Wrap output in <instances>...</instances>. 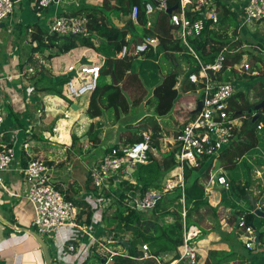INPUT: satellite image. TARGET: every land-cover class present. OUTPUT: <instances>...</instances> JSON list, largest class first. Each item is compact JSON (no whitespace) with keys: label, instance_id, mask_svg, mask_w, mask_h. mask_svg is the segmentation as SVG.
<instances>
[{"label":"crops","instance_id":"obj_1","mask_svg":"<svg viewBox=\"0 0 264 264\" xmlns=\"http://www.w3.org/2000/svg\"><path fill=\"white\" fill-rule=\"evenodd\" d=\"M34 1L35 0H16V12L13 19L16 20L14 28L16 31L15 33L18 36L16 38L14 36H10L9 38L8 36L4 38L3 41V43L7 42L6 45L3 43L0 44V114L2 115V122L0 123V146H12L15 151V159L12 162L11 169L5 172L3 186H0V195L7 194L9 196L7 198L0 196V264H45L39 243L28 232L31 228L30 220L34 215V211L26 199V182L23 173L20 171L32 157H41L47 160L50 164H54L56 170L54 175L55 183L60 188L64 187V192L68 194L70 198L77 202L84 200L87 205L77 204L79 207L78 218L82 223H88L86 221L87 214L91 213V222L93 218L99 219L96 223H92L91 225V232L96 237L101 240H104L105 237L111 235L115 237L114 233H116V230L112 231L106 226L107 220L114 215V212L107 214L109 208H115L111 206L109 207L113 199H108L105 207L96 203L95 206H93L91 201L86 199L90 197V199L95 200L96 195L101 193L98 189H96V192L90 191V188L86 186V171L91 160L88 157L83 158L81 155L75 154V156L72 153V134H75L79 138L78 142L82 146L81 149L84 148L83 150L86 152L85 154L89 155L90 150L94 147H106L104 146V141L107 142L111 139L114 141L117 139V143L123 142L124 139L128 141V136L121 132L126 130L125 128L127 125H131V127L139 126V122L137 124L124 123L122 117H114L113 121H115V123L112 125L113 127L118 125L119 130L115 132L116 135L114 137L110 138L105 132V127L109 126L107 125L108 120H106L105 124V118L101 117V120H99V117L89 118L87 115H84L89 104L90 94H82L78 98H73L68 95L67 99H64L42 90L41 87L44 84L43 80H48V78L50 79L51 77L54 78L61 75H68L66 69L69 65L78 66L79 64L96 63L101 67L106 58L101 53L97 52L96 49L78 46L67 53L58 54L49 60H45L40 52L33 50V48H36L37 43L33 39V35L38 31H47L49 21L53 17L62 15L63 13H71L77 8L76 6L81 4L82 0H59L57 3H53L42 12L35 10ZM83 2L91 5L92 3H96L94 0H85ZM114 2L117 4L118 0H114ZM242 4V1L238 2V4L234 1L230 2V11L232 10L235 15H241ZM240 26L241 21L239 28H242ZM255 32L256 31H251V35H254ZM124 39L125 41H130V39H132V34L127 32ZM13 40L14 43L12 44L11 42H13ZM243 41L242 44L248 43ZM99 43L100 41L97 38L94 39L96 48L99 47ZM259 44L260 46H257L258 48H256L257 51L254 53L255 55L247 49L237 46L235 52L241 50L244 51L242 59H246L247 62L251 61V67L249 73L245 71L240 73L237 71L235 75L231 77L232 80L234 79L239 83L237 89L239 92L245 94L244 99L248 100L249 103L254 104L253 108L249 110L248 113H254L257 117L263 112L258 105L264 101V71L259 73L262 71L261 66H264V51H261V49H264V45L261 43ZM116 53L117 52H115V56ZM116 57L119 58L118 56ZM91 59L95 61H90ZM173 62L178 65L179 69L176 56ZM255 63L258 65L257 67ZM41 65H43V69H41ZM185 69H187V66ZM185 71L181 72L179 78H177L175 87L178 91L179 88L181 89V84L184 83L185 74L183 75V73ZM252 72L256 73L252 74ZM127 73L126 77L123 79L124 81L122 80L123 87L128 83L135 87L141 86L142 88L140 90H145L141 98H139L140 90L138 89V95L131 98L132 95L126 93L125 99L129 104H137L142 101L146 102L147 87L153 85L146 86L140 75H133V73L128 71ZM160 75H162V73H160ZM249 75L252 76L248 77ZM113 77L115 78V76L110 73L106 78L109 81L110 78L113 80ZM116 84H119L117 80ZM181 90L183 93L179 92L178 98H186L187 101L191 97V90ZM124 91H126V88H124ZM83 95L87 96V103H82L81 98ZM236 99L237 102H241L239 96H237ZM76 101L78 102L76 103ZM231 102L228 103V106H230L229 109L234 107L231 105ZM184 107L185 105L180 104L179 107L176 108L179 112L175 111V115L177 112V116L175 117V115H173L176 118L172 120V123H175L176 127L174 131L176 132L182 126L183 120L186 117V112L183 111ZM131 113H133V109L130 110L129 107L123 115ZM83 115L84 117L81 120ZM159 124L160 129L162 128L160 132L165 134L166 130L163 129L162 123ZM90 125H92L93 131L97 133L96 139L98 141L97 143L95 142V144L89 140L86 135V131ZM141 130L144 131L142 128ZM145 131L147 130L145 129ZM259 132V130L256 131L258 135ZM140 133L141 132L136 131L135 135L139 136ZM174 137L175 135L173 138ZM163 139H165V137L162 135L161 140ZM238 140L241 141L242 139ZM88 141L93 145L90 149L85 150V145ZM256 148L257 146L255 148H250L242 154V156H246V160L240 162L242 163L241 168L239 167L236 170L235 168L233 169L232 175H227V173L221 168V165L211 172V174L215 175L221 171L222 173H225L228 181H231L234 186L245 185L246 192L252 197L257 198L258 205H262L264 208V186L254 178V172H257L258 177L264 179V164H259V162L264 161V157L262 156L263 152ZM235 152L236 151H234V153ZM235 155L236 154H234V156ZM256 157L259 158L256 159ZM234 159L237 160L236 162H239L241 158L234 157ZM256 165L258 166L257 168H255ZM246 166H249L250 170V174L247 176L245 174V170H247ZM169 175L170 174H168V177ZM115 180H125L133 184L136 183L133 171L119 175L114 178V181ZM209 180L210 179L208 178L207 180H203V182L205 190L207 187L211 188V186H213L205 192L210 205L217 207V219L219 225L216 224V226H218L219 230L216 232V227H214L215 222L212 218H205L201 222V228L196 225L188 226L190 228V235L193 236V240L198 239L197 237L201 235V229L209 230L208 234L199 238L197 241H194L195 246L193 244V247L196 254L200 257L197 264H203L209 250H229L230 247L233 249H239V246L240 249L243 248L242 251L248 253V255L244 257L245 262L243 264H264V245L258 243V235L260 232L264 231V218L255 215L248 204L243 211L246 213H253L255 216L253 223L256 224L257 229L255 224H253L255 227L254 240L257 238V242H254L257 244L254 243L252 250H246L245 246L243 247L241 243L237 244L234 240L239 231L234 222H229L228 215H223V208L225 211L227 208L230 210L233 208L230 203L227 202L229 198H231L233 202L235 201V203L237 202L240 204V206H243L245 203L244 199L242 196L240 197L235 190H225L221 185L217 184L215 180ZM115 182L114 185L110 187V191L112 187H115ZM71 183L72 188L70 189L69 184ZM219 189L223 192H229L226 195H223L219 192ZM80 193H82V195ZM221 209L222 213L220 211ZM2 219L8 223L3 222ZM9 219L14 220L17 224L11 223ZM170 220L171 218H167V221ZM159 223L161 224V221H159ZM220 229L221 233L223 232L222 235L219 233ZM65 232L66 231L63 230L62 233ZM152 232L154 233L155 230L152 229ZM245 236L247 235H244V237ZM41 237L43 238V236ZM86 238L84 241H88ZM113 246L116 250L127 253V248L120 243L114 244ZM137 248L142 254L138 259L142 260L145 258L143 257L144 252L139 246H137ZM85 250H87L86 252L84 251L85 257L83 254H73L71 257L66 258V261H62L63 264L100 263V255L103 253H101L99 247H97V249L93 247L91 253L88 249ZM53 254L55 256L54 247ZM93 254H98L99 258H93ZM168 254L169 256L167 258H161L162 254L160 255L162 263L171 259L172 253ZM249 254L251 255L249 256ZM168 264H178V259L170 261ZM230 264H240V262L235 260L230 262Z\"/></svg>","mask_w":264,"mask_h":264},{"label":"trees","instance_id":"obj_2","mask_svg":"<svg viewBox=\"0 0 264 264\" xmlns=\"http://www.w3.org/2000/svg\"><path fill=\"white\" fill-rule=\"evenodd\" d=\"M83 1L85 0H82L81 4L76 6L77 8L68 15L86 16L88 21L86 26L89 32L87 36L71 34L59 35L47 31H38L33 35V39L37 42L36 48H33V50L40 52L45 60H49L58 54L67 53L78 46L96 49L97 52L105 56L106 59L100 68L96 87L90 94L89 104L86 109V115L89 118L99 117L100 115L103 116L105 111H113L112 115L116 118L125 113L126 109L129 108V104L125 99L126 92L124 91L122 82L126 77L127 71L133 73V75H140L143 79L144 85L154 86L151 98H148L146 103L153 106V111L151 113H155L159 117L169 115L168 113H170V111L175 112L180 104L185 105L195 97L197 85L192 84L188 80V75L190 73L198 72L197 63L193 56L187 53V50L182 43L179 40L172 38L169 32V13H158L154 24L155 29L149 30L142 26L145 23L143 13L140 14V25L138 26L134 25L129 19L130 7L133 4H139L140 0H118L116 4L117 6H112L110 0H102V3L93 5L85 4ZM177 1L178 0H169V6L174 7V3ZM215 1L218 13L217 22L210 27V22L206 21L202 34L192 41V44L203 63L212 62L215 54L221 47L228 46L231 49H236L237 46H241L243 41L240 38L232 37V35L236 34L237 28L232 29L231 34L229 33L231 18L235 14L233 11H230L228 4L233 0ZM127 32L132 34L131 44L139 42L143 39V36L149 35L157 37L158 45L155 48L149 46V48L142 53H139V55L128 53L124 57L117 58L115 52H118L122 44L126 42L124 37ZM96 38L100 41L99 47L97 48L94 44V39ZM210 47H212V50ZM179 53H185L186 62L187 65H189L183 73V75L185 74L184 83L181 84V89L191 90L192 92L191 97L187 101L186 98H178L179 91L175 87L181 71L178 70V65L173 61L175 56ZM243 54L244 51L242 50L227 54L224 68L222 72L218 74V78L230 80L236 73V71L232 69V66L235 63L240 62ZM160 57L164 59V61L169 60L170 62H173L174 69H170L165 74L160 75V73H162V67L159 62H157V59H160ZM255 65L256 67L258 66L256 63ZM228 66L231 67L230 70H227ZM41 69H43V65H41ZM110 73L115 76L119 84H114L111 78L109 81L107 80L106 77ZM251 76L252 75H249L248 77ZM67 80V75H61L54 78L51 77L50 79L48 78V80H43L44 84L41 88L49 94L67 99L66 91L64 89ZM144 90L145 89L139 91V98H141ZM237 92L233 94L229 99V102L232 100L231 105L234 106L232 108L233 110L246 112L247 117L244 119L241 127L235 131L237 139L233 143H235L236 152L233 153V157L226 159V162L229 163L227 168L232 167V164L235 162L234 157H241L245 151L256 147L258 138L256 125L258 121L261 120V115L253 120V116H251L248 111L253 108L254 104H251L248 100L244 99V93ZM237 96L240 97L241 102H237ZM191 114L192 111L188 112V114L186 113V115ZM146 117L147 113L143 114L139 121L141 124L139 123V126H134V128H136V131L138 132H142L141 128L144 130L150 128L153 146L160 153V157H155L151 153H148L146 163L137 164L133 169V174L136 179L135 184L125 180H119L115 182V187L111 188L110 194L106 193L108 199H110L111 194L116 198V200H113L109 205V207H115V209L114 215L107 220V228L112 231L116 230V233H114L115 237H121L130 232L128 240L132 244L131 248L126 249V255H117L113 258V264H159L155 257H159L163 253H172L171 259L162 263L168 264L170 261L179 259V247L182 244L183 224L186 227L196 225L201 228V222L205 218H212L215 222L214 227H216V232L219 230L218 226H216V224L219 225L217 219V207L211 206L208 202L204 182L201 180V177L205 178L206 175L207 177L205 180L209 177L208 171L212 168V161L210 160L205 161V159H201L197 166L184 164L183 189L178 186L172 191L165 192L153 209L149 210L153 217L151 219H148V217L147 223H143L145 218L141 219L138 216V213L139 215H142L141 213L143 211H133L128 208L124 209L122 208L123 205L121 206V204L117 202L119 199H125L127 193L133 194L138 191L142 194L147 188L161 189L169 172L177 165L175 151L171 148L166 151L162 150L160 124L157 120L148 121L146 120ZM132 127L131 125H127L125 128L127 134L133 133V137L128 136L127 138L130 143L141 139L140 135H135L136 131L131 130ZM176 133H178V131ZM86 135L94 144L95 142L97 143V133L93 131L92 125L88 127ZM238 139L242 140L240 141ZM78 140L79 138L75 134H72V144ZM233 143L221 151L218 157L219 159L224 158ZM118 144L119 143L115 142L109 147L106 146L102 148L99 146V148L100 151L104 153L117 147ZM234 154L236 155L234 156ZM262 162H259V164H264V161ZM246 169L245 174L247 176L250 174L249 166H246ZM229 182V189L232 191L235 190L240 197H243L246 192L245 185L234 186L231 181ZM86 186L90 188V191L96 192V188L93 186L91 187L89 177H86ZM69 187L70 189L72 188V183L69 184ZM66 195L69 197L68 194ZM74 201L76 204L87 205L84 200H81L80 202H77L76 200ZM183 211L184 216H182ZM240 213L241 211L232 208L228 215L229 222L235 223ZM167 218H171V220L167 221ZM254 219L255 216L253 213H246L245 226L251 225V223V226H253V224H255L253 223ZM90 220L91 213L87 214L86 218L88 223L91 222ZM9 221L17 224L12 219H9ZM159 221H161V224ZM253 228L255 229L254 226ZM152 229L155 230L154 233L152 232ZM201 231L202 233L197 237L198 239L209 232L207 229H201ZM240 232H242V229H240ZM219 233H221V231H219ZM198 239L193 240L191 244L195 245L194 241H197ZM236 242L237 244H240V242ZM138 243L147 244L148 254L151 256L139 260L138 258L141 257L142 254L138 251ZM258 243L264 245V231L259 233ZM242 250L243 248L240 249V246L239 249L230 248L229 250H209L203 264H230V262L235 260H238L240 264H243L245 262L244 257H246L248 253ZM250 255L251 254H249V256ZM92 256L93 258L96 257V259L99 258L98 254H93ZM198 260H200L199 255H197V262ZM178 264L187 263L180 259L178 260Z\"/></svg>","mask_w":264,"mask_h":264},{"label":"built area","instance_id":"obj_3","mask_svg":"<svg viewBox=\"0 0 264 264\" xmlns=\"http://www.w3.org/2000/svg\"><path fill=\"white\" fill-rule=\"evenodd\" d=\"M58 1L35 0V10L42 12ZM241 1L243 2L240 15L241 26L251 22L264 21V0ZM174 5H176V8L169 13V32L173 39H177L182 43L187 53L192 55L197 63L198 72L188 75V80L197 85V92L195 97L187 104L192 114L186 115L182 126L170 144V146L176 145L174 151L177 165L169 172L170 175L165 179L163 187L161 189L147 188L142 194L138 191L133 194L127 193L125 199H119V201H124L123 204L119 203L121 206L123 205L122 208L133 211L151 210L165 192L172 191L178 186L183 189L184 164L197 166L201 159L210 160L213 163L222 150L236 141L235 131L241 127L247 117L246 112L229 109V99L238 91L236 84L231 79L218 78V74L224 68L226 55L234 53L236 49L223 46L217 51L212 62L203 63L192 44V41L202 34L206 21L210 22V27L217 22L216 1L178 0ZM168 8H170L169 0H140L139 4H133L130 7L129 19L134 25L138 26L140 25V14L143 13L145 23L142 26L154 30L157 14L166 12ZM15 12L16 0H0V23H15L16 20L13 19ZM87 22L84 15L70 16L62 14L51 19L47 32L59 35L87 36L89 34L86 26ZM131 42L130 39V41L127 40L123 43L116 56L124 57L128 53L139 55L149 46L155 48L158 45L157 37L149 35L143 36L141 41L134 44H131ZM246 44L241 47L251 46L248 43ZM261 51H264V49H261ZM100 68V65L96 63L79 64L78 66L69 65L66 69L68 80L64 85L66 96L70 95L73 98H78L85 93L91 94L96 87ZM230 68L228 66L227 70H230ZM232 69L240 73L244 71L249 73L250 65L246 59H242L240 62L235 63ZM255 73L252 72V74ZM198 101H201V106L198 111L193 112ZM249 114L254 116V113L250 112ZM260 115L261 120L256 125V130L259 131L264 128V111ZM1 122L2 115L0 114ZM140 136L141 139L138 141L119 143L117 147L104 153L100 152L92 157L86 171V177H89L94 188L101 193L96 195L95 200L90 199V197L86 198L91 201L93 206H95V203L99 205L100 202L102 204V202L108 201L103 196L107 198L106 193L110 194V187L116 181H114L115 177L133 171L137 164L146 163L148 153L153 156L155 153L158 154L153 146L151 133L144 130L140 133ZM92 145L88 141L85 146L88 148ZM14 159L15 151L12 146H0V186H3L4 174L11 169ZM20 171L23 173L26 182V199L34 211L30 229L40 234V236L48 235L52 237L55 264H63L62 261H66V258L71 257L73 254L84 255V251H87L85 249H88L91 253L92 248L96 246L103 253L100 255L101 261L99 264H113L115 256L123 255L122 252L110 245L119 244L120 238L128 240L130 232L121 237L111 235L105 237L104 240L96 237L91 232V225L99 219L93 218L91 223L80 221L78 218V205L74 199L66 195L64 187L60 188L54 181L56 171L54 164H50L41 157H32ZM210 180H215L225 190H229L230 183L225 173L220 171L218 174H212ZM111 196L113 195L111 194ZM112 199L114 200L113 197ZM245 215L246 212L241 211L235 223L237 230L242 229L244 235H247L245 247L252 250L255 243V231L251 225L245 226ZM182 216H184V211ZM189 229L183 224L182 244L178 260H184L187 264H195L197 254L191 244L192 236ZM61 230L66 232L62 233ZM85 238L88 241H84ZM140 249L144 252L143 257L151 256L148 254L147 244H142ZM168 256V253H163L161 258H167ZM161 258L160 256L155 257L159 264L162 263Z\"/></svg>","mask_w":264,"mask_h":264},{"label":"rangeland","instance_id":"obj_4","mask_svg":"<svg viewBox=\"0 0 264 264\" xmlns=\"http://www.w3.org/2000/svg\"><path fill=\"white\" fill-rule=\"evenodd\" d=\"M234 2H236L237 4H238V2H241V0H233ZM94 2H96V3H102V0L101 1H96V0H94ZM96 3H92V5L93 4H96ZM110 4L113 6H115L116 4H115V2H114V0H110ZM228 7H229V9H231L230 7V5L228 4ZM232 11V10H231ZM14 18V17H13ZM240 19V20H239ZM51 21V20H50ZM49 21V22H50ZM240 21H241V18H240V14H236V15H234L232 18H231V23H230V28H229V33L231 34V32H232V29H235V28H237V31H236V34L235 35H232V37H235V38H240V39H242V40H244V41H246V42H248V44H250L251 46H243L242 48H244V49H247L248 51H250L253 55H255L254 53H256V46H260V44L259 43H261L262 45H264V21H261V22H259V23H257V22H251V23H249V24H247V25H245V26H240V27H242V28H239V24H240ZM14 25H15V23H12V24H9V23H6V25L5 26H3V27H1L0 28V44H2L3 43V41H4V38H6V37H8L9 36V38H10V36H14L15 38L18 36L15 32V28H14ZM251 31H256L255 32V34L254 35H251ZM15 34V35H14ZM14 38V39H15ZM243 41V42H244ZM7 43V42H6ZM6 43L4 42L3 44H5L6 45ZM12 44L14 43V40H13V42H11ZM242 44V43H241ZM244 44H246V43H244ZM243 45V44H242ZM247 45V44H246ZM253 48V49H252ZM210 49L212 50V47H210ZM186 55H185V53H182V54H177L176 55V58H177V63L179 64V69L178 70H180L181 72H183V71H185L186 69V66L188 67L189 65H187V63H186V57H185ZM90 61H95V60H90ZM158 62H159V64H160V66L162 67V74H165L166 72H168L170 69H173V62H170L169 60H165L164 61V59H162L161 57H160V59H158ZM249 65H250V67H251V61H249ZM185 69V70H184ZM261 70L262 71H260L259 73H262L263 71H264V66H261ZM259 78V77H258ZM232 80V79H231ZM232 82L234 83V84H236L237 85V88L239 87V83L236 81V80H232ZM153 87L154 86H148L147 87V97H146V99H148V98H151V93H152V90H153ZM124 88H126V93H129L130 95H132L131 96V98H134L136 95H137V93H138V89L140 90L142 87L140 86V87H135V86H133V85H129L128 83L124 86ZM236 88V89H237ZM179 92L180 93H183V91L179 88ZM85 94H87V93H85ZM130 98V99H131ZM87 100H88V98H87V96H82V98H81V101H82V103H87ZM78 101H76V103H77ZM129 104V103H128ZM188 103H186L185 104V107L183 108V111L184 112H186L187 114H188V112H190V110L188 109V105H187ZM133 105V106H132ZM129 107H130V110H132L133 109V113H131V114H125V115H123V114H121L120 116H119V118L120 117H122V120H123V122L124 123H131V124H137L138 122H139V120H140V118L142 117V115L143 114H145V113H147V117H146V120H148V121H152V120H157L158 121V123H162V125H163V129H165L166 131H165V134L163 133L162 134V132H161V134L163 135V137H165V139H163L162 140V150L163 151H166V150H168L169 149V147L171 148L172 146H170V144L173 142V136L174 135H176V131H174L175 130V123L173 124L172 123V120L173 119H176L175 117L177 116V112H179L177 109H176V115H175V112L174 111H170V113H168L169 115H167V116H163V117H159L157 114H155V113H151L152 111H153V106L151 105V104H148V103H146L145 101H142V102H140V103H137V104H129ZM112 112L113 111H105L104 112V115L102 116V115H100L99 116V120H101V117L102 118H105L104 119V121H105V124H106V120H108V124L107 125H109V126H106L105 127V132H106V135H109V137L110 138H112V137H114L116 134H115V132H117L118 130H119V126L117 125V126H115V127H113V123H115V121H113V119H114V116L112 115ZM120 114V113H119ZM84 115H86V113H84ZM84 115L81 117V120H82V118L84 117ZM173 115H175V117L173 116ZM110 120V121H109ZM164 121V122H163ZM139 123H141V122H139ZM162 129V128H161ZM177 129V128H176ZM131 130H133V131H136V128H134V127H132L131 128ZM147 131H150V129L148 128V129H146ZM164 132V131H163ZM121 133H123V134H125V135H127V136H129V137H133V133H128L127 134V131L125 132H121ZM150 133H151V131H150ZM258 135V134H257ZM258 138H257V144H256V146H257V150H259V151H262L263 152V157H264V128L263 129H261L260 130V132H259V135L257 136ZM117 140V139H116ZM116 140L114 141L113 139H111V140H108L107 142L106 141H104L103 143L105 144L104 146H107V147H109L110 145H112V144H114L115 142H116ZM79 141V140H78ZM78 141H76L74 144H73V147L71 148V150H72V153L75 155H81L83 158H85V157H88V158H90V160L92 159V157H95V155H97V154H99L101 151H100V148L97 146V147H94L93 149H91L90 150V154L89 155H86L85 153V151L83 150V149H81V145H80V143L78 142ZM123 142H128V141H126V139H124V141ZM120 143H122V142H120ZM128 143H130V142H128ZM83 144V143H82ZM92 146H89L88 148H86L85 150H87V149H90ZM102 147V146H101ZM234 151H236V147H235V144H233L229 149H228V151H227V153L225 154V156H224V158H216L214 161H213V163H212V168L208 171V175H209V179H210V177H211V172H213L215 169H217L218 168V166L219 165H221V168L227 173V175L229 174V175H232V171H233V169L235 168V170L237 169V168H241V166H242V163H240V162H244L245 160H246V156H242V157H240L241 159H240V161L239 162H236L237 160L236 159H234L235 160V162L232 164V167H228L227 168V166H229V163H227L226 162V159L227 158H229V157H233V153H234ZM157 153H155V157H160V153L158 152V154L156 155ZM75 155V156H76ZM259 157H256V159H258ZM219 159V160H218ZM264 159V158H263ZM218 160V161H217ZM252 161H254V160H252ZM258 166L256 165V167L255 168H257ZM254 174H255V176H254V178H256L255 180H257L261 185H263L264 186V179H260L259 177H258V173L257 172H254ZM206 177H207V175L205 176V178L204 177H201V178H199V179H201L202 181L203 180H205L206 179ZM258 177V178H257ZM90 183H91V181H90ZM93 186V184L91 183V187ZM94 187V186H93ZM213 186H211V188H212ZM209 188L210 187H207V189L205 190L206 192L209 190ZM210 188V189H211ZM79 192V191H78ZM219 192L221 193V194H223V195H226L229 191H225V192H223L222 190H220L219 189ZM81 195H82V193H80ZM0 196H2L3 198H7V197H9L7 194H1ZM112 197L114 198V200H116V198L114 197V196H111L110 197V199H112ZM103 198L104 199H106V200H108L105 196H103ZM109 199V200H110ZM243 200V199H242ZM107 202L108 201H105V202H102V204H101V202L99 203V204H101V205H103L104 207L107 205ZM117 202L118 203H122L123 204V202L124 201H118L117 200ZM227 202L228 203H230V205L233 207V209H237V210H239V211H243L247 206H248V202L247 201H245L244 200V204H243V206H240V204H238L237 202L235 203V201L233 202L232 201V199L231 198H229L228 200H227ZM221 206V205H220ZM9 207H10V205H9ZM260 207L261 208H263L262 207V205H260ZM115 209V208H114ZM114 209L113 208H109L108 209V211H107V214L108 213H112V212H114ZM264 209V208H263ZM221 211V213H222V209L220 210ZM220 213V214H221ZM226 213V214H225ZM228 213V214H227ZM106 214V215H107ZM142 215H139V213H138V216L141 218V219H144L145 218V220L143 221V223H147V218L148 219H151L153 216H152V214L149 212V210H144L142 213H141ZM223 215H229V211H228V208L226 209V211L224 210V208H223ZM32 220H33V216L31 217V220H30V223L32 222ZM30 223H29V226H30ZM29 230H32V229H29ZM220 231H221V229H220ZM240 232V231H239ZM208 234V233H207ZM40 235V234H39ZM220 235H222L221 233H220ZM237 235V237H236V239L234 240L235 242L238 240V241H240V243L243 245V247L245 246V238H246V236L244 237V233L243 232H240V233H237L236 234ZM43 238H44V241L47 243V245H48V249H49V253H50V256H51V264H55V256H54V254H53V242H52V237H49L48 235H43ZM54 239V238H53ZM240 239V240H239ZM192 240H193V236H192ZM192 242V241H191ZM141 245L142 244H140V243H138L137 244V246H139V247H141ZM193 245V244H192ZM110 246H113V245H110ZM195 246V245H194ZM231 248V247H230ZM245 249H247L246 247H245ZM249 250V249H248ZM122 254L123 255H126V252H122ZM206 258V257H205ZM196 263H198V262H196ZM162 264V263H161Z\"/></svg>","mask_w":264,"mask_h":264},{"label":"water","instance_id":"obj_5","mask_svg":"<svg viewBox=\"0 0 264 264\" xmlns=\"http://www.w3.org/2000/svg\"><path fill=\"white\" fill-rule=\"evenodd\" d=\"M176 8V5L174 7H170L167 9V13H171V11L173 9ZM5 25V23L1 22L0 23V28L3 27ZM113 80H114V83L116 84V79L113 77ZM201 106V101H198L197 103V107L193 110V112H196L199 110ZM259 107H261L262 111H264V101H262L259 105ZM257 116L254 115L253 116V120L256 119ZM172 150H175L176 149V145L172 146L171 148ZM243 199L246 200L251 208V211L259 216V217H262L264 218V209H262L259 205H258V199L255 198V197H252L248 192H245V194L243 195ZM139 209V208H138ZM3 222L5 223H8L7 221L3 220ZM236 225V223H235ZM252 225V223H251ZM28 232L34 237V239L39 243L40 245V248L42 250V253H43V257H44V261H45V264H51V256H50V253H49V249H48V245L47 243L44 241V239L38 234L36 233L34 230H28ZM256 235H257V232H256ZM257 242V238H255V240ZM119 243L124 246L125 248H131L132 244L130 241L128 240H125V239H122L120 238L119 239Z\"/></svg>","mask_w":264,"mask_h":264}]
</instances>
